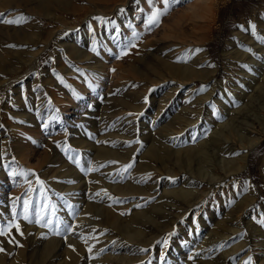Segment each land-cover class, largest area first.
Listing matches in <instances>:
<instances>
[{"label":"rangeland","instance_id":"obj_1","mask_svg":"<svg viewBox=\"0 0 264 264\" xmlns=\"http://www.w3.org/2000/svg\"><path fill=\"white\" fill-rule=\"evenodd\" d=\"M68 1L71 2V7L78 9L70 13L63 9L55 10V20L59 24L75 28L72 33H80L88 28L89 33L95 34L107 27L111 34V40L105 43L107 51L104 54L93 53L88 47L85 50L103 66L100 74L88 68L90 63L83 65L73 59L74 55L70 51H65L60 42L65 41L68 31H62L64 28L58 23L38 17L30 7L0 8V13L4 14L0 19L15 20L23 16L24 21L30 23H0L1 27L20 29L18 32L22 33L31 30L30 25L34 24L41 31L39 40L34 45L36 48H30L33 47L31 43L17 48L14 39L18 35L13 31L6 33V29L0 28L1 53L11 51L12 54L20 49H28L37 56L33 55L35 57L29 59V52L26 58L29 62L20 64L17 69L15 62H12L9 68L14 69V72L5 76L0 73V172H4L0 179V228L6 229L8 233L0 236V248H3L0 251V264H8L16 254L21 256L22 264H124L130 259L135 260V263L128 264H184L183 259L190 254L189 249L196 244V239L201 243L221 234L222 227L217 223L222 212L237 206L241 198H247L249 206L243 208L242 216H239L237 210L232 211V222L236 225L251 222L253 226L241 230L240 238L234 243L218 248H221L220 252H226L243 240L246 242L245 253L236 255L228 263L238 264L242 259L243 264H264V255L259 257V254L264 253V226L259 222L264 218L261 214V209L264 208V135L248 153L246 166L234 182L230 183L229 192L233 193L235 199L231 194L227 197L223 191L216 199L207 200L204 207L189 209L188 204L183 202L182 209H189L184 220L181 209L172 211V217L166 212L155 219L157 216L154 215L158 214L157 206L167 205L162 198L161 188L163 185L168 187L171 182L175 184V178L169 170L170 160L161 163L155 159V142L164 143L159 139L164 137L163 140H166L168 135L171 136L167 126L174 115H179L176 112L182 107L185 93L195 88L197 94L202 95L209 91L211 85L196 78L193 85H182L180 91L167 96V93L175 91L178 83L162 88L161 83L154 82L149 68V62L155 55L151 52L158 47L156 56L160 59H163L165 52L167 55L177 52L173 63H179L178 60L183 57L190 61L204 52L207 65L215 67L214 73L209 76V82L227 78L229 72L225 68L228 60L224 56L226 45L236 42L235 34L261 38V30L264 28V0H203L211 4V13H205L203 18L192 13L193 5H200L201 0H167V4L165 0ZM102 4H107L105 9L101 7ZM101 11L102 14H99ZM154 11L162 14L157 24L150 25L149 19ZM127 15L131 16L130 19H126ZM251 25H255L254 32ZM81 43L78 42L80 47L84 42ZM7 56L13 58L10 54ZM35 58L38 59L37 68H31ZM68 67L75 72L65 74L63 70ZM218 95L220 94L217 92L216 96ZM43 100L47 101L50 109L47 121L38 119L35 123H30L28 117L35 105ZM125 103L133 107V110L123 107ZM252 103L257 108L264 106V93ZM209 104L207 109L212 119L218 120L219 113L215 111L214 105ZM191 106L197 113L180 114L188 125L191 121L198 123L196 128L193 127L194 124L189 126L194 129L193 132L196 129L200 134L193 137L189 132L183 136L180 130L179 143H184L179 146H185L191 138L203 140L208 131V127L203 125L208 119L202 113L204 110L197 108V104ZM248 113L251 114V110ZM199 114L202 116L198 119L196 117ZM133 117V122H130ZM247 118V123L253 121L248 114ZM84 119L93 120L91 125L94 129L90 132L83 130L86 127L82 125ZM254 120L255 130H249L243 124L239 132L248 138L259 135L261 128L257 120ZM234 124L238 125L237 122ZM176 126L180 127V124ZM77 130H82L83 138L76 137ZM77 141H86L87 145L94 143L96 148L111 150L113 156L94 157L93 154L91 158H83L79 154ZM237 145L236 148L241 151V145ZM70 156L78 157L80 166L73 163ZM162 158L166 159L164 156ZM91 161L94 163V170H91ZM64 162L78 169L75 174L78 180L75 177L73 179L77 184L76 186L74 183L75 187L71 189L73 192L64 188L67 185L63 184L64 176L60 166ZM130 164L132 166L129 168ZM9 166H17L15 173L10 172ZM184 171H181V176L186 175ZM86 172H92V176ZM83 174L89 177L86 178ZM81 176L85 180L80 179ZM24 200L29 202V218H24L26 225L19 223ZM203 208L209 215L203 216ZM36 213L43 216L40 222H36ZM213 215L217 219L214 220ZM150 217L155 222L152 225L149 223L150 230L146 232L152 238L151 241L142 242L140 245L144 246L139 253L134 254L133 249L127 250L129 254H126L124 242L136 247L137 244L129 242L128 237H132L138 226H145ZM178 219L182 221L176 222ZM194 219L195 226L192 227ZM48 220L53 223L43 226ZM17 224L19 232L15 227ZM8 225L12 227L8 228ZM87 230L91 232L86 234ZM64 242L68 244L64 246ZM7 251L14 252L10 258L6 256ZM199 252L198 250V254ZM203 255L202 258H195L196 260L192 258L194 261L190 264L207 261L209 256L213 260L219 257L212 251ZM101 256L110 258L111 261H98ZM225 258L227 260L228 257Z\"/></svg>","mask_w":264,"mask_h":264},{"label":"bare ground","instance_id":"obj_2","mask_svg":"<svg viewBox=\"0 0 264 264\" xmlns=\"http://www.w3.org/2000/svg\"><path fill=\"white\" fill-rule=\"evenodd\" d=\"M18 6L23 7L25 9L26 8L28 9L29 7L33 8L34 13H36L35 15H37L38 17H43L47 20H51L55 23H58L55 20V10L63 9V11L70 13L71 11L75 12L78 9L76 7H71V2H69L68 0H0V8L13 9L15 7H18ZM106 6H107V4H104V5L102 4L101 7L103 9H105ZM210 10H211V4L204 2L203 0H201L200 5L199 4H198V6L193 5V7H192V11H193L192 13L195 16L201 15L202 18H203L202 15H204L207 12H210ZM102 12L103 11H101L99 14H102ZM103 16H104V14H103ZM130 17H131L130 15H127L126 19H130ZM28 23H29V21H24V24L27 25ZM59 26H62L64 28V29H62V31H68V33L70 32L69 34L67 33V37H66L65 41L60 42L61 45L63 46V48L65 49V51H70V53H72V55H74V57L72 56L73 59L79 61L83 65L90 63L88 65V68L92 69L96 73L98 72V74H100L101 68L103 66L101 65V63H99V61L96 58H93V56L88 54L85 50L88 47V49L92 50L93 53L104 54L107 51L105 43L109 42L111 40V34L108 31V28L103 27V29L101 30L100 33L96 32L95 34H93L91 32L89 33L90 30L88 28L83 29V31L80 33H72V30H75V28L74 29L73 28L72 29L67 28L64 25H62L61 23L59 24ZM30 27H31V30L29 29V31H24L22 33H19L18 31L20 29L12 28V30H10L7 27H3V26L1 27L0 26L1 29L2 28L6 29L5 30L6 33H8V31H13L14 33H16L18 35L17 39H14V40H16L15 46L17 48H20V46H22V44H27V43H31L33 45V47H30V48H36L34 45L36 43V40L37 41L39 40L38 38L40 37L41 31L39 32L40 29H37L38 28L37 25L31 24ZM261 28H263V27H261ZM235 35L237 36L236 42H234V43L229 42L228 45H226L227 47L224 50V56H225L226 60H228L227 67L225 69L227 70V72H229V76L227 78H224V79L215 80L212 83L209 82L210 81L209 76L214 73L215 67H209L207 65L204 52H202L199 56H197V58L193 57V59H191L190 61H187L184 57L180 58L178 60L179 63H173L172 62L173 59H175L174 55L177 54L176 51H174L173 53H171L169 55H167V53L165 52L163 55V59H160L158 56H156L157 52L159 51V47L157 48V50L155 49L156 51L153 50L151 52V53H153V52L155 53V55H153L154 57H153L152 61L149 60L150 61L149 62V68L151 69L150 70L151 76L153 77L154 82L161 83L162 88L168 87L169 85H173L174 82L178 83V84H176V88H174L175 91H171L172 93L170 92V94L167 93V96L168 95L171 96L175 92L180 91L181 90L180 88L182 85H188V84L193 85L194 79H196V78L211 85L209 88V91L205 94H202V95L197 94V92H196L197 90L195 88H191V91L185 93L184 97L187 99L183 98V100L181 102L182 107L179 109V111L176 112V114H179V115H177V116L174 115V118L172 117L171 123L168 124V126H167L168 131L171 134V136L168 135L166 137L167 138L166 140H163L164 137L162 139H159L161 141H164V143L166 142L167 145H166V143L164 144L163 142L162 143L155 142V144H156V149H155L156 150L155 151L156 161L159 160V161H161V163H163V161H169L170 160V162H169V164H171V167L169 169L170 174L172 175V177L175 178V180H174L175 184H173V182L168 183L169 186L172 185L171 187H169V186L166 187V185H163V188H161L162 198H163V200H165L167 202V205H165L163 207L157 206L158 207V214L154 215V216H157V217H155V219L156 218L158 219V216H161L162 214L164 215L166 212H167L168 216L172 217L173 216L172 211L181 209L183 211V213L181 214L182 220H184L186 215L188 214V211L190 208L193 209L194 207H197V206H203L207 200H209L211 198L216 199V197L220 193H222L223 191H225L223 193L227 197H229V195L231 194L230 196L233 199H235L236 197H234L233 193L229 192L230 191V183L234 182V180L236 179L238 174L246 166V158L248 156V153L251 151V149L254 147V145L257 144V142L260 140V138L264 135V106L261 105L262 107L260 106V108H257L252 103V101L257 100V98L260 96L261 93H264L263 92L264 91V28L261 30V38L260 39H258V38L255 39V37L253 35L252 36L251 35H249V36H241L240 35L241 37L238 36L237 34H235ZM78 38H81V39H78ZM78 42L79 43L84 42L83 46L80 47L78 45ZM45 45H47V44H45ZM166 49H167V47H165V50ZM29 52L31 53V51L28 49L27 50H23V49L21 50L20 49V51L14 52L12 54H11V51H8V52L4 51L2 53L0 52V73L5 76L8 73L14 72V69L9 68V65H11L12 62H15V64H16L15 69H17L20 64L27 62V61L29 62L30 57L34 58L36 56L35 53H33V52L29 56L28 55ZM7 54H10V56H12L13 58H11V57L8 58ZM33 55H35V56L33 57ZM27 56H29L28 60L26 59ZM7 60H8V63L6 62ZM37 62H38V59L35 58L34 62H33L34 64L30 65V67L31 68H35V67L37 68ZM94 68H96V70H94ZM63 72L65 74L69 75V74L74 73L75 70L68 67V68L64 69ZM8 84H10V82ZM217 92L220 95L216 96ZM46 102H47L46 100H43L38 105H35L31 116L28 117L30 123H35L38 119H44L45 121H47V119H48L47 117L50 115V113H49L50 109L48 108V103H46ZM209 103L214 105V107L216 108L215 111L217 110V112L219 113L220 118L218 120L212 119V115L210 114L209 110L207 109V105ZM195 104L198 105L197 108L202 109V111L204 110V112H202V113L207 115L208 119L211 120V121H208V119H207L203 123L204 126L208 127L207 134L205 136L203 135L204 136L203 140H201L200 138L192 140L193 138H191L186 143V145L184 144L185 146H179L182 143V142L179 143V139H178L180 130L182 131L181 133L183 134V136L188 134L189 132H191L193 137L195 136V134H198V133L200 134L199 131L196 132V129H195V132H193L194 129H192V127L189 126L191 124H194L193 127L196 128L198 123H194L195 121L194 122L191 121L190 122L191 124L188 125L186 120H184V121L182 120L183 117L181 115V114L186 115V114H190V113L192 114L193 112L197 113L194 109H192V106H191V105H195ZM126 105H123V107H126L130 110H133V107L131 108V106H129L128 104H126ZM209 106H210V104H209ZM249 109L251 110V114L248 113L250 111ZM247 114L250 115L253 119V121H250V123L246 122L248 120ZM201 116L199 114L196 118H198V117L201 118ZM102 118H104V117L102 116ZM175 119H178V121H175ZM254 119L257 120V122L261 128V131H260L259 135H257L256 137H249L248 138L244 133L239 132V130H240V127L243 126V124L249 130H255L256 127H255V122H254L255 120ZM133 120H134V117L130 120V122H133ZM92 121L93 120L89 121L87 119H84V123L82 124L83 127L86 126L85 128H83L84 131L90 132V130L94 129V126L91 125ZM101 121H103V120H101ZM136 121L137 120H135V123H136ZM235 122L238 123L237 126L234 124ZM216 123H217V125H216ZM177 124H180V127H177L176 126ZM130 126H131V124L128 127L129 129H130ZM176 128H178V130ZM188 130H191V131H188ZM126 132H129V131L127 130ZM245 132H246V130H245ZM75 134L77 135L76 137L79 139L84 137V136H82L83 135L82 130H81V132L77 130V132H75ZM86 143H87L86 141H83V142L77 141V148L80 149L79 154H81L83 158H85V157L91 158V157H93V154H95L94 157L95 156H97V157L104 156L105 157L108 155H112L111 150L96 148V144H94V143L90 144V145H87ZM237 143L241 145V147H242L241 151H239L236 148L238 146ZM117 144L119 145V143H117ZM117 144H115V145L117 146ZM219 144L223 145V146H220ZM73 145L76 146V144H73ZM78 145L80 147H78ZM161 153H162V155H161ZM56 155H58V154H56ZM163 156L166 157V159L162 158ZM93 159H92V161H93ZM92 161H91L90 167L92 168V166H93V169H91V170H94L95 159H94V163ZM92 163H93V165H92ZM60 166H62L61 170H62V175L64 176L62 178V181L64 182L63 184L67 185V187H64V188L71 190L73 187H75V184H76L75 180L76 181L78 180L77 179L78 176L75 175L77 173L76 171L78 169L76 167L72 168L70 166V164H68L67 162L60 164ZM175 166H176V168H175ZM9 167L11 170L10 172L15 173L17 166H13V167L9 166ZM4 169H5V167H4ZM74 169H76V170L74 171ZM88 169H89V167H88ZM183 169L185 170L184 172L186 173V175L181 176V171ZM96 170H97V168H96ZM89 172H90V170H89ZM89 172L88 173L86 172V173L90 174ZM92 172H91V174H92ZM98 172H99V170H98ZM3 174H4L3 171L0 172V179H1V176H3ZM87 174L86 175L83 174V175H85L87 178V177H89ZM96 176H97V174H96ZM74 177H75V180H73ZM99 178H101V177H99ZM80 179H83V177L81 176ZM83 180H85V179H83ZM109 181H111V180H109ZM81 182H83V181H81ZM166 183L164 182V184H166ZM76 186H77V184H76ZM86 186H87V184H86ZM90 186H88V188H90ZM108 186H109V184H108ZM109 187H111V186H109ZM92 189H93V187H92ZM94 189H95V187H94ZM71 191H67V192H71ZM78 193H80V192H78ZM89 196H88V198H90ZM20 201L21 200L19 199V202ZM183 202L188 204L189 209L188 208L185 210L182 209ZM38 203L36 204V207H38L37 206ZM53 203H55V201H53ZM22 205H23V209L20 212L21 218L19 219V223L20 224L22 223V225L23 224L26 225L27 222L24 221V216H25L24 203ZM219 205L223 206V203H220ZM247 205H248L247 204V198H241L239 200L237 206H234L230 209H225L222 212L223 215L220 216V221L217 223L219 226L222 227L221 228L222 229L221 234L213 236L212 237V238H214L213 240L202 241L200 243V241H197V239L195 237L194 239H196V240L194 243H196V244H194L192 246V249L190 248L191 250L189 249V251H191L190 254L185 255V257L183 259L184 264H188V263L190 264L192 261H194V260H192V258L193 259L202 258L201 256L203 254L204 255L208 254L211 251L214 253L216 252L217 255H219V257L217 259L213 260V259H210V256H209V257H207L208 258L207 261H199L197 264H204V263L229 264L228 263L229 261H233V257L235 258L236 255L240 256L242 253H245L246 242H244L243 240L241 242L238 241L239 243L236 246H234L231 250L226 251V252H222V251L220 252L221 248H218V247L219 246H221V247L226 246V245L230 244L231 242L234 243L235 240H238L240 238L241 230H245L247 228L248 229L252 228L253 225L251 224V222L245 223L246 225L243 224V222L237 223L238 225H236V223L232 222V217H233L232 213L235 212V210H237L236 212L240 213L239 216H242L241 213L243 212V208L246 207ZM215 207L217 208L216 205H215ZM36 209H39V208H36ZM43 209H44V207H43ZM41 212H40V214H41ZM137 214H139V213H137ZM261 214H262V217H264V208L261 209ZM36 215H37V213H36ZM48 215H50V213ZM204 215H209V213L204 211V208H203V216ZM210 216H211V213H210ZM36 219H38V217ZM180 219L176 220V222H179V221L181 222L182 220H180ZM213 219L215 220L217 218L214 217V215H213ZM36 222H37V220H36ZM194 222H195V219L192 222V225H191L192 227L195 226V225H193ZM200 222H202V220H200ZM149 223L151 225L155 223L153 217H150L148 219V223L145 226H143V225L138 226V230L134 231V234L132 235V237L131 236L128 237L129 242H132V243L134 242V244H137L138 246L136 245V247L135 246L132 247V246H130L129 243L124 242L123 246H125L124 250L126 251L125 252L126 254L128 253L127 250L130 251L133 249H134V251H133L134 254L139 253V251L141 249H143L142 246H144V245H140V244H142V242L149 243L151 241L152 238H150L148 236V234L146 233L148 230H150L151 225H149ZM35 226L36 225H34V228H36ZM24 228L25 227L23 226V229ZM75 229H77V228H75ZM21 231H22V227H21ZM88 232L90 233L91 231L87 230L86 234ZM32 233H33V231H32ZM33 234H32V236H33ZM86 234H85V236H86ZM215 234H216V232H215ZM78 235H80V234H78ZM69 237H70V235H69ZM75 237H77V236H75ZM91 237H92V235H91ZM88 240H89V238H88ZM78 242H79V240H78ZM50 243H52V242H50ZM64 243H65L64 246H66L68 244L67 242H64ZM73 243L76 244L75 241ZM12 244H13V242H12ZM77 246H78V244H77ZM246 248H248V247H246ZM12 250H14V249L12 248ZM63 250L65 251V248ZM198 250L200 251L199 252L200 254H198ZM11 251H7L6 256L9 258L11 257L12 253H14V252L10 253ZM16 253H18V252H16ZM259 255H260L259 257H261L264 255V253L263 254L261 253ZM225 257H228L227 260ZM98 258H99L98 261H103V259H108L109 261H111L110 258H106V257L102 258V256L98 257ZM20 260H21V256L19 254H16L12 258H10V261L8 264H20L21 263ZM122 260H125V258H123ZM138 260H140V259H138ZM112 261H113V259H112ZM134 261L135 260L130 259V260L126 261L124 264H128V263L134 262ZM263 263H264V261H263ZM97 264H101V262L97 263ZM106 264H108V262H106ZM238 264H243L242 259L238 262Z\"/></svg>","mask_w":264,"mask_h":264},{"label":"snow or ice","instance_id":"obj_3","mask_svg":"<svg viewBox=\"0 0 264 264\" xmlns=\"http://www.w3.org/2000/svg\"><path fill=\"white\" fill-rule=\"evenodd\" d=\"M165 3L167 4V0H165ZM161 14L162 13L159 12V11H154L152 13L150 19H149V24L150 25L157 24L158 21H159V17H160ZM3 15H4L3 13H0V17H3ZM24 20H25V18L23 16H20V17H18L15 20L0 19V23H6V24H10V25L11 24L19 25ZM251 28H252V30L254 32L255 31V25H251ZM69 159L72 160L73 163H75L78 166H80V160L77 157L70 156ZM131 166H132L131 164L128 165L129 168ZM81 170L83 171V168H81ZM97 195H99V193H97ZM28 207H29V202L28 201H25L24 202V210H25V217L24 218L25 219L28 218L27 217ZM37 216H38V221L37 222H39V220H42L43 219V216H41L39 213L37 214ZM259 222L261 223L262 226H264V218H261ZM52 223H53L52 220H48L47 223L45 225H43V226L47 227L48 225H51ZM57 224H59V221H57ZM11 227H12V225H8V228H11ZM15 227H16L17 231L19 232L20 231L19 225L17 224V225H15ZM7 234L8 233H7L6 229L0 228V236H4V235H7ZM21 235H22V233H21ZM10 242H12V241H10ZM0 251H3V248H0ZM89 251H91V249H89Z\"/></svg>","mask_w":264,"mask_h":264}]
</instances>
